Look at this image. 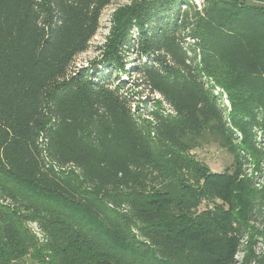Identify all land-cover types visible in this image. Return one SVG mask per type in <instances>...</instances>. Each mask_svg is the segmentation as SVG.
<instances>
[{
  "label": "trees",
  "instance_id": "16d2710c",
  "mask_svg": "<svg viewBox=\"0 0 264 264\" xmlns=\"http://www.w3.org/2000/svg\"><path fill=\"white\" fill-rule=\"evenodd\" d=\"M112 1L0 0V264H264V0H128L73 66Z\"/></svg>",
  "mask_w": 264,
  "mask_h": 264
},
{
  "label": "rangeland",
  "instance_id": "374dc122",
  "mask_svg": "<svg viewBox=\"0 0 264 264\" xmlns=\"http://www.w3.org/2000/svg\"><path fill=\"white\" fill-rule=\"evenodd\" d=\"M128 0H113L108 6H106L100 15L99 18V27L95 35L91 38L89 42L88 48L78 54L74 59L73 66H86L93 59H97V50L96 46L101 44L104 41V36L108 32L109 27V16L114 7L119 4L126 3ZM134 34H137L136 30H134ZM130 61H134L129 64V61L125 64V68H128V73L130 75L124 76L127 79V97L130 99L133 105L139 107L141 112H146V110L150 109L151 103L153 102V98H158L159 94L152 92L146 85H136L135 80L137 78L136 70L137 64L144 62V58L138 57L134 51L130 53ZM99 68V67H98ZM103 70V69H102ZM106 75L107 71L103 70ZM107 78V77H105ZM114 74L111 73L109 79H113ZM193 155L205 162L213 171H223L225 167L230 165L232 156L226 148H216L214 145L203 146L197 149H194ZM26 226L31 231L32 235L39 242H43L44 240V232L42 227L35 221H27ZM17 264H38L36 261H32L28 258L20 260Z\"/></svg>",
  "mask_w": 264,
  "mask_h": 264
},
{
  "label": "built area",
  "instance_id": "2783aa9c",
  "mask_svg": "<svg viewBox=\"0 0 264 264\" xmlns=\"http://www.w3.org/2000/svg\"><path fill=\"white\" fill-rule=\"evenodd\" d=\"M197 4H199V0H194ZM242 245L241 246H243L245 243H246V241L243 239L242 241ZM262 250V248L260 247V248H258V250ZM242 254H243V252L242 251H239L237 254H236V263L235 264H241V260H242Z\"/></svg>",
  "mask_w": 264,
  "mask_h": 264
}]
</instances>
